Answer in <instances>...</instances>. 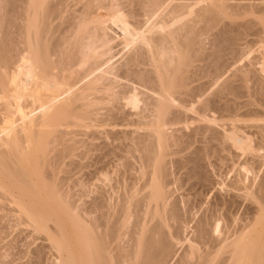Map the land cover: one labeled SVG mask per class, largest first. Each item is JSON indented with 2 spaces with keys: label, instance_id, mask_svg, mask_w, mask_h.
<instances>
[{
  "label": "bare ground",
  "instance_id": "bare-ground-1",
  "mask_svg": "<svg viewBox=\"0 0 264 264\" xmlns=\"http://www.w3.org/2000/svg\"><path fill=\"white\" fill-rule=\"evenodd\" d=\"M230 1L8 0L7 17H0V264L264 263V175L257 169L259 160L264 162V106L257 109L260 114L244 118L253 123L245 121L244 127L195 128L194 137L204 144L191 151L186 150L193 144L191 135L187 144L168 132L183 123L182 109L189 113L195 107L187 100L194 89L188 87L196 67L191 60L204 49L208 28L227 27L231 21L224 20L239 13ZM251 1L245 3L248 8L240 7L259 11L264 20V8L249 9ZM197 16L207 25L201 41ZM189 18L198 22L187 27L186 21L193 22ZM231 37L223 39L226 45ZM120 53L123 62L116 66ZM248 76L238 78L249 83ZM262 93L245 104L264 105ZM211 118L208 122L215 124ZM219 144L244 156L231 177L222 168L206 169ZM169 157L186 170L185 178L171 177ZM75 178L86 187L101 186L77 192ZM106 181L117 183L108 189ZM184 185L187 195L174 196ZM214 189L223 191L209 201Z\"/></svg>",
  "mask_w": 264,
  "mask_h": 264
},
{
  "label": "rangeland",
  "instance_id": "rangeland-1",
  "mask_svg": "<svg viewBox=\"0 0 264 264\" xmlns=\"http://www.w3.org/2000/svg\"><path fill=\"white\" fill-rule=\"evenodd\" d=\"M5 3H3V2ZM234 3H233V2ZM232 1H230V2H232L231 4H232V6L234 5L235 7L233 8L234 10V12L235 11H237L238 9H240V10H238L237 12H239L238 14H236L235 16L234 15H231V16H233V17H231L230 15H229V20H226V19H228V18H226L224 21H231V22H228V23H230V25H228L227 24V22H226V25H228L227 27L225 26V28H224V26L222 27L221 26V24L219 25L218 24V27L216 26L215 28H211V29H214V30H210V28H208L207 29V25H206V23L204 24L203 22V17H200L201 16V14H197V15H200L199 17L197 16L196 18L197 19H199L200 20V23L201 24H199V23H197L196 24V22H198V20L197 21H193V20H191V18H192V16L191 15H193V14H191V15H189L191 18H189L190 20L188 21V22H190V21H193V22H191L190 24H188L187 23V21L186 20H188V19H186L187 17H189V16H187L184 20L186 21V26L187 27H189L188 25H191L192 23L194 24H196L197 26H198V29L197 30H201L202 32H203V28H204V30L207 32V30L208 31H210V32H208V34H207V36H205L206 34H205V31L202 33L203 34V36H201L200 34V36L201 37H199L198 39L200 40V38H203L204 36L206 37L205 38V40H206V42L204 41V44L202 45V43H203V41L202 42H199V44L201 43V45H202V47H204V49H201L202 51H201V53L203 52V50H204V54H201V53H199L198 51L200 50L199 48H202L201 47V45H199V47L197 48V47H194L195 49H193L194 50V52H195V50H196V52H198L199 53V55H198V58L197 57H195V56H197L196 54H195V56H193L194 55V52L193 53H191L192 54V56L193 57H195L196 58V60H194L193 58V60H191V62H194L195 64V66L196 67H194L193 65H191L190 67H191V71H193V75H192V72L191 73H189V75H190V82H191V84H190V82H189V86L188 87H192V86H194V92H193V90H190L189 88V90L191 91V93H190V95H188V97L189 98H187V100L188 99H190V100H188L189 101V103H190V105H194L195 107L191 110V111H189V113L188 112H186V110L185 109H182V114H181V117L184 119V121H183V123L181 124H176V125H174V127H173V125H172V127L171 128H169V134H172L173 133V135H174V138L175 139H182V141H183V143L185 142V141H187V139H188V137H189V139H192V142H193V144H191V146H189V149H186L187 151H191V150H193V148L194 147H196V145L198 146V145H203L204 143H202V142H200L198 139L199 138H196V137H194L195 135H194V129L195 128H199V127H201L202 125H205V126H209L210 127V125H211V127L210 128H214V127H216V129L215 130H217V129H219V130H222L221 129V127L222 128H224L225 126H226V128H228V126L230 125L231 127H233V123H235V124H237L238 126H243V124H244V122L246 121V124H251L252 123V121L250 122V121H247L246 119H248L247 117L251 114V113H253V114H255V115H250L251 117H254V116H256V113H257V111L259 112V111H261V110H257V109H260V106H264L263 104L262 105H260L258 102L260 101V99L258 98L259 96H260V94L262 93V91H263V93L262 94H264V89H262V88H264V76H262V75H264L263 73V70H262V74H261V71L259 72V71H257L258 69H260V66L263 64L262 62H264V60L261 62L260 61V59H263V54H262V52H261V49L262 50H264V44H263V46H262V44H261V42L262 43H264V20H262L261 18H259V17H261V16H259L258 14H259V11L258 12H256V10H254V9H256L257 8V6H258V4H259V8H261V9H259V10H262L264 7V0H262V1H260V0H257V1H259V2H257V1H255V0H252V1H254V3L251 1V5H250V7H249V9L251 8V6L253 7H255L253 10L255 11H253L252 13H250L249 11L250 10H248V12L250 13H247V11L245 10V9H243V6L244 7H247V5L245 4V3H247L248 4V6H249V4H250V0H232ZM245 1V2H244ZM2 2V3H1ZM261 2V3H260ZM263 2V3H262ZM6 3L9 5V3H8V0H1L0 1V17H1V15L2 16H5V17H7V11L6 10H8V8H5V7H7L8 5H6ZM240 3V4H239ZM3 4V5H2ZM241 4L243 5L242 7H240L241 6ZM202 5H203V3H202ZM246 5V6H245ZM257 5V6H256ZM5 6V7H4ZM204 6V5H203ZM236 6H238V7H236ZM4 7V8H3ZM198 8L199 7H202V6H200V4H199V6H197ZM240 7V8H239ZM2 8V9H1ZM195 9H196V7H194ZM197 8V9H198ZM248 8V7H247ZM5 11H4V10ZM194 9V10H195ZM197 9H196V13L197 12H200V9H198L199 11H197ZM201 9H203V8H201ZM241 10H242V12H241ZM244 10L246 11V12H244ZM252 10V9H251ZM257 10H258V8H257ZM264 10V9H263ZM230 11H232V8H231V10ZM4 12V13H3ZM195 12H194V14H195ZM236 12V13H237ZM262 13H263V11H261ZM260 12V13H261ZM201 13H202V15H203V11L201 10ZM241 13V14H240ZM244 13H246V14H244ZM240 14V15H239ZM196 15V14H195ZM238 15L240 16V17H238ZM245 15V16H244ZM261 15V14H260ZM194 16V15H193ZM242 16V17H241ZM263 17H264V15H262ZM230 17H231V19H230ZM193 18H195V17H193ZM195 18V19H196ZM202 18V19H201ZM234 18V19H233ZM256 18H258L259 20H261V21H256ZM249 19V20H248ZM250 19H252V20H250ZM255 19V20H254ZM257 19V20H258ZM242 20V21H241ZM202 21V22H201ZM239 21V23H236V22H238ZM250 21V22H249ZM255 21H256V23H255ZM183 22V21H182ZM182 22H180L181 24H177L178 25V27H179V25H182ZM233 22V23H232ZM235 22V23H234ZM260 22V23H259ZM183 23H185V22H183ZM247 24V27L246 26H244L245 27V29L243 28V25L242 26H239V24ZM258 23H259V25H258ZM193 24H192V26H193ZM199 24V25H198ZM231 24H237L236 26H232ZM200 25H202V26H200ZM205 25V26H204ZM255 25H257V26H259V28L260 29H258V27H256ZM176 26V25H175ZM184 26V25H183ZM185 26V27H186ZM191 26V27H192ZM199 26L202 28L203 26V28L201 29V28H199ZM219 26H220V28H219ZM232 26V27H231ZM251 26V27H250ZM254 26V27H253ZM261 26V27H260ZM6 27V29H7V27L8 26H5ZM113 27V26H112ZM186 27V28H187ZM190 27V28H191ZM196 27V26H195ZM234 27V28H233ZM235 27L237 28V29H235ZM197 28V27H196ZM196 28H195V30H196ZM207 30H206V29ZM217 28V29H216ZM229 28H230V30H229ZM231 28H233V29H231ZM241 28H242V30H244L242 33H241ZM251 28V29H250ZM194 29V28H193ZM218 29H221V30H218ZM226 31H225V30ZM249 29V30H248ZM253 29V30H252ZM262 29V30H261ZM184 30V29H183ZM196 30V31H197ZM225 31V34H227L226 32H229L230 31V35H236L237 36V34H234V33H238V37H234V36H227V35H224L223 36V31ZM229 30V31H228ZM234 30V31H233ZM239 30H241V31H239ZM245 30H247V31H245ZM198 31V33H200ZM219 31V32H218ZM221 31V32H220ZM231 31H233L232 33H231ZM250 31H252V32H250ZM260 31V32H259ZM185 32V31H184ZM215 32V34H213ZM217 32V33H216ZM247 32H249V33H247ZM182 33V32H181ZM219 33V34H218ZM239 33H241V34H239ZM246 33V34H245ZM205 34V35H204ZM210 34V35H209ZM213 34V35H212ZM250 36H248V35ZM251 34V35H250ZM255 34H257L258 36H255ZM183 35V34H182ZM198 35V36H199ZM214 35H215V37H214ZM219 37H218V36ZM241 35V36H240ZM247 35V36H246ZM217 36V37H216ZM222 36V41H223V39H225V38H227V37H231V38H234V42L233 43H231L232 41H233V39H232V41L230 42V39L231 38H228L229 39V43H228V45H226V43H227V41H223L224 43H222V41H221V39H220V37ZM246 36V37H245ZM208 37V38H207ZM258 39H257V38ZM263 39H262V38ZM218 38V39H217ZM240 38V39H239ZM250 40H249V39ZM251 38H255L257 41H258V43H257V41L255 40V39H251ZM179 39V38H178ZM210 39L212 40L211 41V43L213 44V45H211V43H210ZM240 40V41H238V40ZM262 39V40H261ZM198 40V41H199ZM203 40V39H202ZM216 40V41H215ZM244 40V41H243ZM246 40V41H245ZM198 41H197V44L196 45H198ZM201 41V40H200ZM219 41H220V43H222L221 45H219ZM243 41V42H242ZM248 41H250V42H248ZM253 41V42H252ZM241 42V43H240ZM260 42V43H259ZM238 43V44H240V45H236V44ZM245 43H246V45H245ZM247 43L249 44V45H247ZM207 44V45H206ZM209 44V45H208ZM223 44H225L223 47H222V45ZM230 44V45H229ZM258 45V47H260V48H257V46H255V45ZM210 45H211V47H210ZM254 45V46H253ZM246 46V47H245ZM248 46H250V47H248ZM206 47V48H205ZM208 47H210V48H208ZM215 47V48H214ZM221 47H222V49H221ZM225 47H226V49H225ZM228 47V48H227ZM236 47V48H235ZM244 47V48H243ZM254 47H256V49L254 48ZM197 48V49H196ZM234 48V49H233ZM238 48V49H237ZM240 48H241V50L244 52H242L241 50H240ZM243 48V49H242ZM246 48H247V50L248 51H246ZM248 48H250V49H248ZM254 48V49H253ZM209 49V50H208ZM221 49V50H220ZM233 51H232V50ZM235 49H236V51H238V53L235 51ZM258 49V50H257ZM208 52V53H206V51ZM218 50V51H217ZM227 50V51H226ZM251 50H252V53H251ZM255 50V51H254ZM221 51L223 52V53H221ZM229 51V52H228ZM210 52H212L211 54H210ZM218 52V53H217ZM241 52H242V56H241ZM246 52V53H245ZM124 53V52H123ZM206 53V54H205ZM230 53V54H229ZM258 53V54H257ZM259 53H260V55H259ZM263 53H264V51H263ZM214 54V55H213ZM221 54H223V56H224V58L222 57V55ZM229 54V55H228ZM120 55V56H119ZM119 55H117V59L116 60H118L117 61V63H116V66L117 65H120V63L121 62H123V58H122V56L121 55H124V54H122V53H120ZM205 55V56H204ZM208 57H207V56ZM215 55H216V57H215ZM218 55V56H217ZM220 55H221V57H220ZM234 55H236V57L233 56ZM255 55V56H254ZM260 56L259 58H257V56ZM261 55L263 56L262 58H261ZM202 56V57H201ZM213 56V57H212ZM228 56V57H227ZM230 56V57H229ZM244 56V58H246L247 57V59H244V58H242ZM253 56V57H252ZM121 57V58H120ZM203 57H207V58H203ZM211 57L213 58L212 60L213 61H211ZM250 57H252V58H250ZM119 58L122 60H119ZM210 59V61L212 62H210L209 61V59ZM220 58H222L221 59V62H220ZM232 58V59H231ZM249 58V59H248ZM201 59V60H200ZM207 59H208V62H207ZM227 59V62L225 61V62H222V60L224 61V60H226ZM242 59V60H241ZM251 59H253V60H251ZM255 59V60H254ZM202 60H204V61H202ZM215 60V61H214ZM217 60V61H216ZM246 60V61H245ZM257 60V61H256ZM258 60L262 63H259L258 64ZM231 61H234V62H230ZM251 61V62H250ZM255 61V62H254ZM120 62V63H119ZM198 62H200V63H198ZM214 62V63H213ZM245 64H244V63ZM207 63V64H206ZM217 63V64H216ZM218 63H219V65H218ZM224 63V64H223ZM230 63V64H229ZM252 63V64H251ZM205 64V65H204ZM222 64V65H221ZM248 64V65H247ZM258 64V65H257ZM261 64V65H260ZM201 65V66H200ZM214 65V66H213ZM216 65V66H215ZM236 65H238V66H236ZM241 65H242V67H241ZM243 65H244V67H243ZM193 66V67H192ZM203 66H204V69H202L203 68ZM209 66V67H208ZM212 66V67H211ZM227 66H228V68H227ZM257 66V67H256ZM259 66V67H258ZM201 67V68H200ZM216 67V68H215ZM241 67V68H240ZM214 68V69H213ZM220 68V69H219ZM258 68V69H257ZM262 68V67H261ZM197 69V70H196ZM244 69V71H242ZM196 70V71H195ZM225 70V71H224ZM237 70V71H236ZM247 70V71H246ZM206 71V72H205ZM223 71V72H222ZM237 72V73H236ZM248 72V75L250 76H248V75H246V73ZM258 72V73H257ZM198 73V74H197ZM218 73V74H217ZM220 73V74H219ZM238 73H240V74H238ZM244 75V73H245V75L246 76H242V74ZM260 73V74H259ZM199 74H200V76H199ZM254 74V75H253ZM240 75H241V77H242V79H246V77L248 76V78H249V80H250V82L248 83V81L246 82V81H244V82H242V80L240 79V78H238V77H240ZM252 75V76H251ZM195 76V77H194ZM199 76V77H198ZM219 77V78H218ZM263 78V81H262V78ZM196 78H199L198 80H196ZM248 78H247V80H248ZM192 79H194V80H192ZM257 79V80H256ZM241 80V81H240ZM263 83H262V82ZM193 82V83H192ZM261 82V83H260ZM205 83V84H204ZM241 83V84H240ZM243 83H244V85H243ZM248 83V85H246ZM260 83V84H259ZM261 84H263V86L261 85ZM197 85H199V87H201V88H199ZM242 86V87H240V86ZM246 85V86H245ZM196 86V87H195ZM220 86V87H219ZM239 86V87H238ZM254 87V89H253V87ZM261 87V89H260V87ZM228 87H230V88H228ZM261 91H259L257 88ZM196 88H199L198 90L200 91V92H203V93H200L199 92V94H201V95H199V94H197L198 92V90L196 91L195 89ZM227 88V89H226ZM248 90H246V89ZM228 89H229V91H228ZM232 89V90H231ZM235 89H238V91L236 90V91H234ZM254 90V92H253V90ZM202 90V91H201ZM244 90V91H243ZM252 91L251 92V94L252 95H250L249 94V91ZM259 91V95H257L258 94V91ZM228 91V92H227ZM241 91V92H240ZM255 91H257L256 93H255ZM235 92V93H234ZM248 92V93H247ZM220 93V94H219ZM243 93L245 94V95H243ZM191 94H192V96H191ZM193 94H194V96H193ZM198 96H197V95ZM219 94V95H218ZM236 94V95H235ZM239 94V95H238ZM242 94V95H241ZM248 94L250 95L249 97H248ZM253 94L255 95V96H258V97H256V99H259L258 100V102H257V100H256V107H255V105H253V103L255 102H253L252 100H254L255 98V96H253ZM213 95V96H212ZM241 95V96H240ZM186 96V95H185ZM196 96V97H195ZM201 96V97H200ZM252 96V97H251ZM217 97V98H216ZM264 96L262 95L261 96V99H262V101L260 102V103H263L264 102V98H263ZM244 98V99H243ZM246 98H254V99H252L251 101H252V104H251V106L253 105L254 107H251V108H249L250 106L248 105L249 104V101H248V99H246ZM193 99V100H192ZM219 99V100H218ZM239 99V100H238ZM196 102H195V101ZM230 100V101H229ZM243 102H242V101ZM246 100V101H245ZM192 101H193V103H192ZM218 101V102H217ZM238 101V102H237ZM248 101V104L246 105L245 104V102H247ZM251 101H250V103H251ZM203 102V103H202ZM209 102H211V103H209ZM188 103V102H187ZM235 103H237V104H235ZM240 103H241V105H240ZM244 103V104H243ZM117 104V103H116ZM121 104V103H120ZM211 104V105H210ZM189 107H190V105L189 104H187ZM239 105V106H238ZM244 105H246V106H244ZM258 105H259V108H258ZM120 105H117V107H119ZM210 107V108H208V107ZM237 106V107H236ZM111 107H113V105L111 106ZM121 107V106H120ZM119 107V108H120ZM192 107V106H191ZM201 108V112L199 111V109ZM208 108V109H207ZM213 108V109H212ZM234 108V109H233ZM244 108V109H243ZM247 108V109H246ZM254 108H255V110H254ZM207 109V110H206ZM215 109V110H214ZM239 109V110H238ZM246 109V110H245ZM249 109V110H248ZM250 109H251V111H250ZM263 109H264V107H263ZM263 109H262V113H264V111H263ZM116 110H118V109H116ZM129 109H126L125 111H128ZM203 110V111H202ZM217 110V111H216ZM235 110H237V111H235ZM250 111L249 113H248V111ZM254 110V111H253ZM194 111H197V114H196V112H194ZM239 111V112H238ZM242 111V112H241ZM245 111H246V113H245ZM194 112V113H193ZM198 112H200V113H198ZM217 112V113H216ZM238 112V113H237ZM186 113V114H185ZM193 113V114H192ZM237 113V114H236ZM243 113V114H242ZM261 113V112H260ZM260 113H257V114H260ZM200 114H202V115H200ZM207 114V115H206ZM226 114V115H225ZM235 114V115H234ZM245 114H247L246 116H244ZM183 115V116H182ZM185 115V116H184ZM191 116V117H190ZM205 116L207 117V118H205ZM213 116H215V118L217 119V121H216V125L215 124H213V122L212 121H210V122H208V119L210 120V118L211 119H213ZM244 116V117H243ZM258 116V115H257ZM136 117V116H135ZM180 117V118H181ZM200 119H199V118ZM181 118V119H182ZM187 120H186V119ZM190 118V119H189ZM203 118H205V119H203ZM244 118H246V119H244ZM237 119H244L242 122L241 121H237L236 122V120ZM198 120V121H197ZM204 120V121H203ZM221 120V121H220ZM186 121V122H185ZM206 121V122H205ZM218 121H220V122H218ZM224 121V122H223ZM235 121V122H234ZM190 122H191V125H189L190 124ZM207 122H208V124H207ZM226 122V123H225ZM229 122V123H228ZM247 122H249V123H247ZM255 122V121H254ZM197 123V124H196ZM218 123H222V124H226V125H224V127H223V125L222 126H220V124H219V126H218ZM235 124H234V126H235ZM253 124V123H252ZM194 125V126H193ZM178 126V127H177ZM187 126V127H186ZM189 126V127H188ZM244 126H246V125H244ZM243 126V127H244ZM170 127V126H169ZM176 127V128H175ZM186 127V128H185ZM191 127V128H190ZM231 127H229V128H231ZM133 128V127H132ZM178 128V129H177ZM188 128V129H187ZM193 128V129H192ZM226 128H224L223 130H225ZM228 128V129H229ZM92 129H94V128H92ZM91 129V130H92ZM189 129H191L190 131H189ZM243 129H246L247 130V128L245 127V128H243ZM179 130V131H178ZM213 130V129H212ZM219 130H217V131H219ZM245 130V131H246ZM248 130H249V128H248ZM248 130H247V133H248ZM89 131V130H88ZM178 131V132H177ZM243 131V130H242ZM253 131H254V129H253ZM182 132V133H181ZM212 132V131H211ZM211 132L209 131L207 134L208 135H210L211 134ZM222 132V131H221ZM179 133V134H178ZM223 133V132H222ZM185 134V135H184ZM254 135V134H253ZM82 137H84V138H87L86 136H84L83 134L81 135ZM180 136V137H179ZM197 136V135H196ZM250 136H251V133H250ZM256 136V137H255ZM257 134H255L253 137L254 138H257ZM80 137V136H79ZM82 137H80V138H82ZM91 138V137H90ZM185 138V139H184ZM89 139V138H88ZM88 139H87V142H88ZM179 139V140H180ZM194 139V140H193ZM258 139V138H257ZM91 140V139H90ZM89 140V141H90ZM101 140V139H100ZM100 140H97V141H95V142H99ZM185 140V141H184ZM256 140V139H255ZM181 141V140H180ZM189 141V140H188ZM187 141V144L188 143H191L190 141L188 142ZM198 142H200L199 144H197ZM219 146H220V149L219 148H215L214 150H212L213 152L211 153V155H210V157L208 158L207 157V160H208V162L206 161V169L207 170H212L213 169V171H215L214 169H218V170H221V171H223V170H225L224 171V173L226 172V173H229V176L231 177L232 175H234V174H236V172L238 171V168H239V166H240V164H241V162H243L244 161V156H239L238 154H239V152H237L236 153V150L235 149H231L230 148V150H227V149H229V148H226V149H224L225 147H222V145L221 144H219ZM217 147H218V145H217ZM227 150V151H226ZM232 150H234V151H232ZM187 151H185L186 153H188ZM184 152V154H186ZM233 153V154H231V153ZM219 153H220V155H219ZM225 153V154H224ZM216 154V155H215ZM237 154V155H236ZM214 155V156H213ZM222 155V156H221ZM227 155V156H226ZM235 155V156H234ZM177 156V155H176ZM175 156V157H176ZM234 158H233V157ZM174 156L173 157H171L172 159H176ZM178 157H180V156H178ZM225 157V158H224ZM171 158L169 157V160L171 161V162H168V168L170 169V171L171 172H173L172 173V176L171 177H173L174 179H180V178H182V176H183V178H185L184 176H186V173L184 174V172H186V170L185 169H178L175 165H176V163H175V160H171ZM213 160H212V159ZM238 158H240L239 160H238ZM228 159V160H227ZM219 160H220V162H219ZM259 160V159H258ZM173 161H174V163H175V165H174V163H173ZM222 161V162H221ZM225 161H227V162H225ZM233 161V162H232ZM262 161V160H261ZM261 161L259 160V164L257 165L258 167H257V169H259V176L261 177L262 175H264V162H262L261 163ZM212 162V163H211ZM231 162V163H230ZM211 163V164H210ZM217 163V164H216ZM224 165H223V164ZM225 163H226V165H225ZM237 164L236 166H235V164ZM239 163V164H238ZM215 164H216V166H215ZM263 164V165H262ZM222 165V166H221ZM260 165V166H259ZM208 166V167H207ZM224 166V167H223ZM220 167V168H219ZM261 167H263V168H261ZM223 170H222V169ZM229 170H228V169ZM261 168V169H260ZM233 169V171H231ZM113 169H111V173H113V171H112ZM185 170V171H184ZM229 171H231V173L229 172ZM178 172V173H177ZM225 173V174H226ZM262 173V174H261ZM114 174V173H113ZM177 175V178H176V175ZM81 175V177H83V178H81L82 179V181H84L85 180V176L83 175L82 176V174H79V176ZM112 176H115V174L114 175H112ZM111 176V177H112ZM117 177V176H116ZM180 177V178H179ZM113 178V177H112ZM111 178V179H112ZM172 178V179H173ZM259 178V177H258ZM76 179V178H75ZM115 179H117V178H115ZM79 180V178H77L76 179V183H79L80 184V186L79 185H77L75 188H76V190L75 191H77V192H82V191H86V190H88L89 189V187L88 186H90L91 188H93V187H95V188H93V189H96L97 187L96 186H99L100 184H99V182H95L96 180H94V183H96L95 184V186H94V184H93V186H91V185H89V184H87V187L86 186H84V185H82V184H84L83 182H80V181H78ZM78 181V182H77ZM115 181H117V180H115ZM114 181V182H115ZM107 182V184H108V189H110L109 187H110V185H111V183H114L113 181L112 182H109V181H106ZM109 182V183H108ZM115 183H117V182H115ZM102 184V183H101ZM110 184V185H109ZM86 185V184H85ZM113 185H116L117 186V184H113ZM83 186H84V188H83ZM101 186V185H100ZM100 186H99V188H100ZM174 188H176V185H172ZM85 187H86V189H85ZM172 187V188H173ZM88 188V189H87ZM90 188V189H91ZM99 188H97V189H99ZM185 188V189H184ZM96 189V190H97ZM116 190H118V187H117V189ZM185 190V191H184ZM215 191H216V193H217V191H218V189H214L210 194H209V197H208V200L209 199H211V200H214L213 199V197L215 198L216 196L214 195V193H215ZM222 191L223 190H220V192L222 193ZM177 192H179V193H177ZM176 193V194H175ZM174 194V196H176L177 198H179L180 197V199H182L183 197H185L184 195H187V194H184V193H187V185H184L181 189H179L178 191L176 190V192H175ZM215 193V194H216ZM221 193L219 194V192L217 193V195H221ZM92 194V193H91ZM92 195H94V194H92ZM183 196V197H182ZM182 197V198H181ZM86 198V200H88V199H90V198H87V197H85ZM195 200V199H194ZM193 200V201H194ZM197 200V199H196ZM211 200H209V201H211ZM89 201V200H88ZM192 223H194V222H192ZM192 223H191V225H192ZM191 235V234H190ZM264 238V237H263ZM262 242V241H261ZM180 252H181V250H180ZM263 252H264V250H263ZM263 252H262V254H263ZM264 256V255H263ZM262 258H264V257H262ZM49 261V262H48ZM264 261V259L262 260V262ZM52 262V261H51ZM51 262H50V260H47V261H45V263L44 264H51ZM174 262H175V260L171 263V264H174ZM56 262H54L53 264H55ZM262 264H264V263H262Z\"/></svg>",
  "mask_w": 264,
  "mask_h": 264
}]
</instances>
